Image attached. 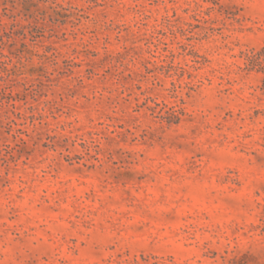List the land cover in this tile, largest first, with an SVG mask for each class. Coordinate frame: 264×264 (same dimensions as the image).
<instances>
[{
	"label": "rangeland",
	"instance_id": "374dc122",
	"mask_svg": "<svg viewBox=\"0 0 264 264\" xmlns=\"http://www.w3.org/2000/svg\"><path fill=\"white\" fill-rule=\"evenodd\" d=\"M0 264H264V0H0Z\"/></svg>",
	"mask_w": 264,
	"mask_h": 264
}]
</instances>
